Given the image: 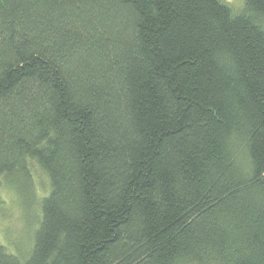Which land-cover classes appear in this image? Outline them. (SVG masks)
Returning a JSON list of instances; mask_svg holds the SVG:
<instances>
[{
	"label": "trees",
	"instance_id": "16d2710c",
	"mask_svg": "<svg viewBox=\"0 0 264 264\" xmlns=\"http://www.w3.org/2000/svg\"><path fill=\"white\" fill-rule=\"evenodd\" d=\"M32 163L0 264H264V0H0V209Z\"/></svg>",
	"mask_w": 264,
	"mask_h": 264
},
{
	"label": "rangeland",
	"instance_id": "374dc122",
	"mask_svg": "<svg viewBox=\"0 0 264 264\" xmlns=\"http://www.w3.org/2000/svg\"><path fill=\"white\" fill-rule=\"evenodd\" d=\"M234 9H240L242 0H225ZM32 179L20 175L2 183L3 206L0 209V241L24 263L34 246V235L41 220V200L50 191V183L42 169L32 163Z\"/></svg>",
	"mask_w": 264,
	"mask_h": 264
}]
</instances>
